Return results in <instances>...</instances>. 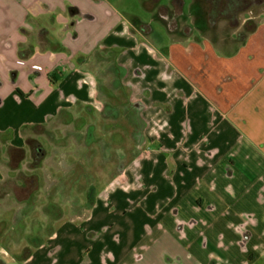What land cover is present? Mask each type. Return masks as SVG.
I'll list each match as a JSON object with an SVG mask.
<instances>
[{
	"label": "crops",
	"instance_id": "0c3cea01",
	"mask_svg": "<svg viewBox=\"0 0 264 264\" xmlns=\"http://www.w3.org/2000/svg\"><path fill=\"white\" fill-rule=\"evenodd\" d=\"M175 1L158 8L169 41L157 45L149 26L106 0H0V67L16 71L0 79L3 140L15 143L24 127L76 107L115 113L128 104L141 123L140 133L128 124L138 151L87 202V214L33 249L47 239L60 251L83 237L84 248L69 250L72 264H207L186 242L205 218L220 220L240 256L264 254V200L243 202L242 191L235 210L229 189L239 171L264 174V11L251 31L225 35V24L236 26L211 23L207 0H190L187 15ZM241 13L243 28L250 14ZM96 62L114 71L106 94L107 78L88 68ZM112 94L122 102L108 104Z\"/></svg>",
	"mask_w": 264,
	"mask_h": 264
},
{
	"label": "rangeland",
	"instance_id": "374dc122",
	"mask_svg": "<svg viewBox=\"0 0 264 264\" xmlns=\"http://www.w3.org/2000/svg\"><path fill=\"white\" fill-rule=\"evenodd\" d=\"M106 2L124 19L149 26L153 33L151 39L157 45L168 43L167 28L159 20L157 12L160 6L172 7L177 1ZM179 3L182 4L184 15L189 14L190 0H180ZM216 4L221 6V2ZM241 4L240 6H244L247 1ZM262 11L264 3L251 6L247 10L250 19L243 28L238 25L247 14L239 13L234 16V20L231 16L232 22L226 18H219L215 22L227 20L230 26L236 27L227 30L225 24L224 34L230 35L229 31H233L238 36L239 33H245L248 22L258 21ZM184 21L191 25L190 17H184ZM173 27L174 24L171 25ZM187 30L188 28L185 29ZM231 50L227 48L224 52ZM107 66V63L97 62L88 66L93 73L107 78L104 82L105 94L114 87V71ZM14 72L16 73L15 70L6 71L0 67V79L3 74L12 77ZM3 90L5 87H0V94ZM118 97L119 99H115L112 94V98L108 99L104 96L108 104L122 102L120 95ZM126 98L123 96V101L126 102ZM97 108L76 107L73 111L59 113L58 117L43 125L24 127L16 133L15 143L3 140L5 134H1L0 264H72V260L68 261L72 258L69 250L72 252L73 249H82L88 244L83 237L78 240L70 238L59 243L60 251H56L55 248L51 249L47 239H43V251H37L30 241L33 237L45 238L55 228L66 225L68 220L82 219L88 211L87 202L93 200L97 191L108 184L127 159L132 157L133 151H138L140 144L132 143V129L128 126L130 123L135 124L137 127L134 128L140 133L141 123L137 112L128 104L123 111L121 107H117L115 113L105 112L106 107L102 108L100 105ZM3 128L0 123V130ZM107 130L109 131L106 133ZM242 167L239 168L242 170ZM246 173L239 171L230 181L229 189L233 190L231 204L235 210L241 206L237 200L242 191L246 193L243 202L255 198L264 200V174L255 171ZM202 220V223L191 225L196 233L191 240L186 241L187 244L196 243L192 247L194 252L191 250L195 260L207 264H264V254H259L257 249L249 248L254 254L252 259L247 255L240 256L241 250L228 242L223 233H219L220 220L213 223L205 218ZM249 226V223L243 225L244 228ZM186 227L188 228L187 224ZM258 227L261 228V233L258 234L264 235V225L260 224ZM221 235L224 241L220 244ZM27 252H31V257L21 260L22 255Z\"/></svg>",
	"mask_w": 264,
	"mask_h": 264
},
{
	"label": "trees",
	"instance_id": "16d2710c",
	"mask_svg": "<svg viewBox=\"0 0 264 264\" xmlns=\"http://www.w3.org/2000/svg\"><path fill=\"white\" fill-rule=\"evenodd\" d=\"M247 1V4L244 6L241 3H244ZM252 1V2H251ZM216 2H221L217 5ZM250 3H253L252 5ZM262 3V0H207V8L209 11V19L211 22H215L219 18H226L228 21L232 22L233 17L236 16L238 13L247 11L251 8V6L257 5L260 6ZM254 27V24L251 22L247 23V29L246 31H251ZM18 149H15V151ZM33 248L39 247L42 244V239L40 237L32 238L30 241ZM30 256V252H27L26 254H23L22 259H27Z\"/></svg>",
	"mask_w": 264,
	"mask_h": 264
},
{
	"label": "built area",
	"instance_id": "2783aa9c",
	"mask_svg": "<svg viewBox=\"0 0 264 264\" xmlns=\"http://www.w3.org/2000/svg\"><path fill=\"white\" fill-rule=\"evenodd\" d=\"M32 69L35 70V71H41L42 68L39 65H33Z\"/></svg>",
	"mask_w": 264,
	"mask_h": 264
},
{
	"label": "flooded vegetation",
	"instance_id": "af4514ba",
	"mask_svg": "<svg viewBox=\"0 0 264 264\" xmlns=\"http://www.w3.org/2000/svg\"><path fill=\"white\" fill-rule=\"evenodd\" d=\"M243 12H245V11H243Z\"/></svg>",
	"mask_w": 264,
	"mask_h": 264
}]
</instances>
